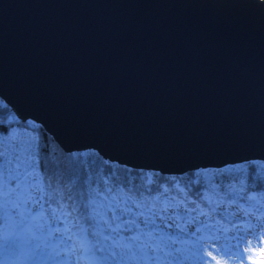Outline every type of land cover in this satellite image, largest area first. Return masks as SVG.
I'll return each instance as SVG.
<instances>
[{"label": "water", "instance_id": "water-1", "mask_svg": "<svg viewBox=\"0 0 264 264\" xmlns=\"http://www.w3.org/2000/svg\"><path fill=\"white\" fill-rule=\"evenodd\" d=\"M0 98L135 169L264 163V0H0Z\"/></svg>", "mask_w": 264, "mask_h": 264}, {"label": "trees", "instance_id": "trees-1", "mask_svg": "<svg viewBox=\"0 0 264 264\" xmlns=\"http://www.w3.org/2000/svg\"><path fill=\"white\" fill-rule=\"evenodd\" d=\"M164 201L182 204L181 221L207 216L210 229L229 235L234 226L251 224L249 212L264 219V163L165 174L122 166L93 150L66 153L0 98V264L68 262L52 248L53 232L79 264H111L103 243L125 240L139 249L140 221L151 248H158L153 212L163 211Z\"/></svg>", "mask_w": 264, "mask_h": 264}, {"label": "rangeland", "instance_id": "rangeland-1", "mask_svg": "<svg viewBox=\"0 0 264 264\" xmlns=\"http://www.w3.org/2000/svg\"><path fill=\"white\" fill-rule=\"evenodd\" d=\"M104 209L109 217L113 216L109 206H105ZM120 209L121 207L116 209L119 215L122 212ZM230 209L240 212L233 206ZM183 212L181 203L174 206L170 201H164L163 211L153 212L155 229L158 231L156 233L158 248L157 246L151 248L146 238V224L140 221V229L134 236L136 248L139 249L136 250L133 244L125 240H118V243H103L102 250L108 261L111 264H199L200 262L255 264L257 262L260 250L264 249L263 218H257L249 212L251 224L243 222L234 226L229 235H225L221 230L210 229L206 225L209 219L207 216L204 218L199 215L192 218L185 216L184 219L182 218L184 221H181ZM180 226L183 232L179 231ZM61 237L53 232L50 243L56 252H60L63 261L69 260L62 264H79L77 255L72 254L68 257L69 254L62 252L64 242H58ZM188 247H191V258L184 254L186 250L183 248Z\"/></svg>", "mask_w": 264, "mask_h": 264}, {"label": "bare ground", "instance_id": "bare-ground-1", "mask_svg": "<svg viewBox=\"0 0 264 264\" xmlns=\"http://www.w3.org/2000/svg\"><path fill=\"white\" fill-rule=\"evenodd\" d=\"M57 144H58V146L64 151V152H66L65 150H64V148L58 143V142H56ZM83 150H85V149H83ZM88 150H93V151H95L101 158H103L104 160H107V161H110V162H113V163H117V164H119V165H122V166H127V167H130V168H133V169H135L134 167H131V166H128V165H126V164H121V163H119L118 161H116V160H110L109 158H105L103 155H101L100 154V152L97 150V149H93V148H88ZM75 151H80V150H74V151H71V152H75ZM85 151H87V150H85ZM66 153H70V152H66ZM139 169H141V168H138V170ZM145 169V168H144ZM158 172H160L161 173V171H158ZM183 249H185L186 250V252L184 253L187 257H190L191 258V247H188V248H183ZM189 249V250H188ZM195 249V248H194ZM187 251H189V252H187ZM194 260V259H193ZM199 264H201V262L199 263ZM207 264V263H206ZM209 264V263H208ZM253 264V263H252ZM255 264H264V249L263 250H260V256H259V258H258V260H257V262H255Z\"/></svg>", "mask_w": 264, "mask_h": 264}, {"label": "snow or ice", "instance_id": "snow-or-ice-1", "mask_svg": "<svg viewBox=\"0 0 264 264\" xmlns=\"http://www.w3.org/2000/svg\"><path fill=\"white\" fill-rule=\"evenodd\" d=\"M180 231L183 232V229H180ZM71 242H72L71 237H69V243L71 244ZM201 264H202V262H201Z\"/></svg>", "mask_w": 264, "mask_h": 264}]
</instances>
